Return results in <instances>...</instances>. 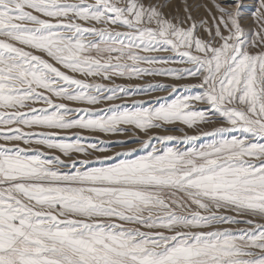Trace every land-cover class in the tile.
Returning a JSON list of instances; mask_svg holds the SVG:
<instances>
[{"label": "snow or ice", "instance_id": "6c2138e0", "mask_svg": "<svg viewBox=\"0 0 264 264\" xmlns=\"http://www.w3.org/2000/svg\"><path fill=\"white\" fill-rule=\"evenodd\" d=\"M0 264H264V0H0Z\"/></svg>", "mask_w": 264, "mask_h": 264}, {"label": "rangeland", "instance_id": "374dc122", "mask_svg": "<svg viewBox=\"0 0 264 264\" xmlns=\"http://www.w3.org/2000/svg\"><path fill=\"white\" fill-rule=\"evenodd\" d=\"M89 2H93V0H89ZM196 0H189V3H195ZM202 2H206V0H202ZM183 0H172V5L177 6V5H182ZM200 15H203V11H201ZM99 26V25H98ZM245 28H251L255 29L256 25L255 23L251 20L248 19L245 21ZM166 55V54H165ZM172 67H185V65H171ZM95 82L99 83H104L106 85H110L113 82L110 81H103L100 80L99 78H95ZM198 80L194 78H186L182 81H175L169 76H155V77H145L142 80H126L123 78H115L114 83L115 84H124V85H142V86H147L148 84H163V85H171V84H178L180 87L177 88L176 92L170 93L169 91H164V90H150V95L146 96H141L137 95L133 97L132 99H135L137 101H145V104L142 106H154L158 103L157 97H166L168 100L174 99L175 96L185 94V89L183 85H195L198 84ZM200 89L198 88H190L188 90V94H194L199 92ZM127 100V98H126ZM109 103H124L122 101H114V102H107V103H102L101 105L95 106L96 108H106ZM75 106V105H73ZM126 107H132L131 100H127V103L125 104ZM197 108H203L205 107L204 105H196ZM220 126L219 123L216 125H206V126H200L199 128H193V129H188L183 125L177 124L173 126H168V129H159V130H154L153 134L155 135H172L176 137H182L185 133L188 135H195L198 136L199 139L195 142L196 147H199L200 144L207 143L209 142L212 137L211 136H203L201 135L202 132H210L214 127ZM183 128L184 131H180L179 129ZM72 132H79V130H72L68 132L67 134H62L65 138H71L74 140L76 137L72 135ZM86 139L83 141L84 143H99L100 141H104V144L106 147L109 148V151L106 153H96L93 155L92 159L93 161L95 160L96 155H107L111 156L114 154L115 151H124L125 147L126 148H140L139 141L148 139V136L144 133H139L138 135L134 133H125L123 135H110V134H103V133H91V132H84L82 134ZM230 135H238V133H232ZM116 141H127V144L125 147H121ZM155 144L156 141H153ZM167 146L169 147H179L181 150H183L187 146L191 145H185L182 142L179 141H170L167 142ZM157 147H161V145L157 144ZM136 154H143V152H138ZM83 158V157H81ZM89 166H99V164H90Z\"/></svg>", "mask_w": 264, "mask_h": 264}]
</instances>
